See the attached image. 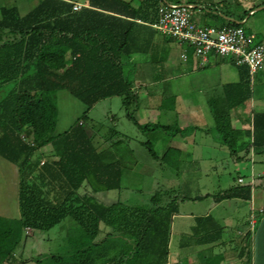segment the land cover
Returning a JSON list of instances; mask_svg holds the SVG:
<instances>
[{
    "label": "trees",
    "instance_id": "16d2710c",
    "mask_svg": "<svg viewBox=\"0 0 264 264\" xmlns=\"http://www.w3.org/2000/svg\"><path fill=\"white\" fill-rule=\"evenodd\" d=\"M27 1L5 5L0 0V87L12 84L0 98V157L18 170L20 211L17 224L0 216V264L23 263L14 253L29 235L26 228L48 230L66 217L76 227L67 234V252L51 255V264H167L175 197L166 192L163 199L165 194L157 191L147 205L121 200L104 204L93 194L121 187V160L110 149L120 140L99 148L85 117L62 133L48 135L55 122L52 93L61 89L87 110L102 99L121 96L137 128L170 129V125L141 124L135 119L138 95L123 63L124 57L135 53L153 57L152 35L157 30L149 24L156 20L162 0H141L138 6L126 0H87L88 8L77 11L65 0H37L22 13ZM249 97L245 67L239 81L224 86L223 102H210L215 129L232 155L236 136L242 132L232 127L231 109ZM248 120L253 131H243L249 137L247 147L260 153L264 112H253ZM176 128L175 133L183 131ZM108 133L117 131L109 128ZM46 144L51 153L41 163L36 153ZM148 148L154 159L174 166L173 148L161 156ZM250 192L249 185L236 184L213 197L247 199Z\"/></svg>",
    "mask_w": 264,
    "mask_h": 264
},
{
    "label": "rangeland",
    "instance_id": "374dc122",
    "mask_svg": "<svg viewBox=\"0 0 264 264\" xmlns=\"http://www.w3.org/2000/svg\"><path fill=\"white\" fill-rule=\"evenodd\" d=\"M36 1H27L26 5L21 8V12L27 11ZM78 1L85 2L86 0ZM126 1H130L133 6H138L141 2V0ZM168 1L171 3H196L192 10L193 18H197L198 12L202 10H210L209 15L211 16H217L220 13L233 15L235 19L241 22V26L246 31H252L258 39L264 40V0ZM1 3L12 5L13 0H1ZM249 10L252 12L250 13ZM211 25L221 26L214 21H211ZM154 33L157 39L163 38V51H156L153 57H150L149 54L144 57L147 62L144 78L131 79L135 91L138 93L137 103L139 106L133 115L136 120L148 115L149 120L141 124L170 125L169 130L151 129V127L141 130L137 128L127 116L121 96L102 99L88 110L83 103L67 91L58 92L55 94V98L52 97L55 108V124L48 135L53 136L62 132L71 123L85 117V122L93 128L94 142L99 148H106L110 146L111 141L120 140L117 145H113L110 149L121 160V187L110 191L108 195L110 201L121 200L132 205H147L150 197L157 191L165 194L163 199H167L166 192L169 193L170 197L184 193L181 191V185L187 180L195 194L203 190V185L209 186L210 182L214 184L215 176L206 178L191 172V170L195 172L198 169L196 170V165L190 163L189 158H185L180 167L171 166L161 160L154 159L148 147L152 148L158 156H161L170 145V138L176 134L178 122L172 109L175 102L184 107H190L192 121L199 122L208 118L211 121L208 98L222 93V88L217 87V84L224 81L228 83L239 81V73H242L246 67L245 65L242 66L243 68L237 66L231 57H216L220 59V64L213 63L210 66H204L205 68L200 67L192 70L181 59L182 48L175 40L166 41L161 33L158 31H154ZM204 72H206V77L201 76ZM11 86L12 84H6L0 87V98ZM248 86L250 97L242 104V107L248 109V114L257 111L264 112V63L262 69L257 73L250 75L248 72ZM152 106L154 112L151 111ZM182 121L186 120L182 119ZM109 128H115L117 133L110 136ZM39 150L44 151L46 148L42 147ZM0 160L4 159L0 157ZM4 162L7 163L5 160ZM254 165L257 171L259 162L254 163ZM182 170H184V174L179 175V171ZM186 170L190 174L187 175ZM236 172L237 168L233 165L230 173L223 179L233 183L236 179ZM0 200L9 204L11 201L1 191ZM17 219L19 218L16 214H13L10 223L17 224ZM75 227V221L71 217H66L48 230H32L29 235L24 236L22 243L16 250L24 263L51 264L49 259L51 255L67 252V234ZM100 228L107 229L103 224H100ZM101 236L100 233L98 238ZM32 259L35 261L31 262ZM38 259L40 261H37Z\"/></svg>",
    "mask_w": 264,
    "mask_h": 264
},
{
    "label": "crops",
    "instance_id": "0c3cea01",
    "mask_svg": "<svg viewBox=\"0 0 264 264\" xmlns=\"http://www.w3.org/2000/svg\"><path fill=\"white\" fill-rule=\"evenodd\" d=\"M65 1L77 2L88 8L87 0L85 2ZM175 3H191L196 6V3L192 2ZM209 11L198 12L197 18L194 20L200 25H211V21L220 25H226L224 22L227 21L241 23L233 15L220 13L217 16H211ZM249 12L251 13L252 10ZM152 41L155 54L156 51H163V38L157 39L154 33ZM147 55L135 53L124 57L125 76L132 80L144 78L145 64L147 63L144 57ZM213 63L220 64L221 62L219 58L213 57L205 67ZM185 64L192 70L200 68L192 56L188 57ZM202 75L206 77V72ZM227 83V81L219 82L217 87L222 88V93L208 98L211 116L210 102L213 100L223 102L224 86ZM62 91L67 90H57L52 93V97L55 98V94ZM152 108L151 111L154 112V107L152 106ZM137 109H139L138 104ZM172 109L178 120L177 127L183 131L170 138L168 148L171 147L174 150L170 156L171 163L180 167L183 164L182 161L189 158L190 163L196 165V170L198 169L195 172L191 170L193 174L203 175L206 178L215 176L216 184L210 182L209 186L203 185V190L198 194L194 193L188 180L181 185V191L184 193L175 196L176 211L171 216L167 264H264V213L258 212L260 208H264V151L255 153L253 149V154H251L250 148L247 147L249 137L243 133V131L249 130L251 134L253 131L251 121L248 120L252 114H248V109L242 105L231 109L232 127L242 132L236 136V154L232 155L227 144L215 129L213 116L211 121L208 118L195 122L191 119L190 114L192 113H190L189 106L184 107L175 102ZM147 116L137 119L138 122H146L149 120ZM182 119L186 121H182ZM43 147L46 150H39L36 153V157L40 158L41 162L46 160L51 153L50 144ZM256 162H259L257 171L254 165ZM233 165L237 168L236 179L230 183L223 178L230 173ZM182 174H184V170L179 171V175ZM186 174L188 175L190 172L186 170ZM238 177L243 178L242 183L237 182ZM236 184L249 185L251 187L250 198L234 197L216 200L213 197L217 192ZM111 190L99 191L93 196L104 204H110L114 202L110 201L108 197ZM0 191L4 192L6 197L11 200L10 204L0 200V216L7 222H11L13 214L19 218L18 170L12 163L8 161L5 163L4 160H0ZM252 209L256 217L253 227L249 223ZM14 254L18 262L30 263H24L17 250ZM33 261L35 259L31 260V262Z\"/></svg>",
    "mask_w": 264,
    "mask_h": 264
},
{
    "label": "built area",
    "instance_id": "2783aa9c",
    "mask_svg": "<svg viewBox=\"0 0 264 264\" xmlns=\"http://www.w3.org/2000/svg\"><path fill=\"white\" fill-rule=\"evenodd\" d=\"M81 7L82 4L72 2V10L77 11ZM194 7L191 3L162 0L157 8L156 20L149 25L178 43L182 48L180 57L184 62L188 60L191 51L198 67L206 66L213 57H231L236 65H245L250 75L262 69L264 40L258 39L254 32L246 31L241 25H200L193 18ZM250 151L253 154L252 146ZM237 182L242 183L243 178L238 177ZM258 212L264 213V208H260ZM255 222L252 209L250 226L253 227ZM25 233L30 234L31 229L26 228Z\"/></svg>",
    "mask_w": 264,
    "mask_h": 264
}]
</instances>
